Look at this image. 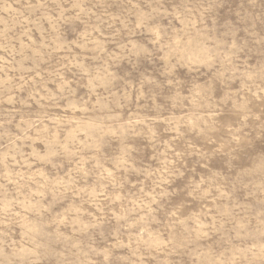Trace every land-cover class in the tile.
Returning a JSON list of instances; mask_svg holds the SVG:
<instances>
[{"label":"rangeland","instance_id":"rangeland-1","mask_svg":"<svg viewBox=\"0 0 264 264\" xmlns=\"http://www.w3.org/2000/svg\"><path fill=\"white\" fill-rule=\"evenodd\" d=\"M262 243L264 0H0V264Z\"/></svg>","mask_w":264,"mask_h":264},{"label":"clouds","instance_id":"clouds-1","mask_svg":"<svg viewBox=\"0 0 264 264\" xmlns=\"http://www.w3.org/2000/svg\"><path fill=\"white\" fill-rule=\"evenodd\" d=\"M235 257H229L223 264H233ZM239 260L245 261L246 264H256V261H260V264H264V243L259 245H253L252 247L244 250L239 254ZM208 264H216V260L209 259Z\"/></svg>","mask_w":264,"mask_h":264}]
</instances>
